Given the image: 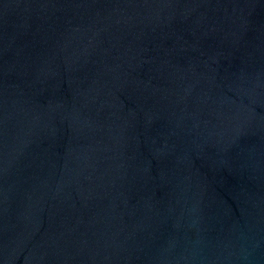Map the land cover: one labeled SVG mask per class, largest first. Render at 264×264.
I'll return each instance as SVG.
<instances>
[{
	"label": "water",
	"instance_id": "95a60500",
	"mask_svg": "<svg viewBox=\"0 0 264 264\" xmlns=\"http://www.w3.org/2000/svg\"><path fill=\"white\" fill-rule=\"evenodd\" d=\"M0 264H264V0H0Z\"/></svg>",
	"mask_w": 264,
	"mask_h": 264
}]
</instances>
